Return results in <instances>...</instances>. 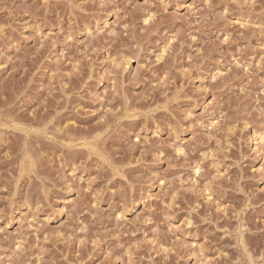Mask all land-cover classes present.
<instances>
[{
	"label": "rangeland",
	"instance_id": "374dc122",
	"mask_svg": "<svg viewBox=\"0 0 264 264\" xmlns=\"http://www.w3.org/2000/svg\"><path fill=\"white\" fill-rule=\"evenodd\" d=\"M0 264H264V0H0Z\"/></svg>",
	"mask_w": 264,
	"mask_h": 264
}]
</instances>
